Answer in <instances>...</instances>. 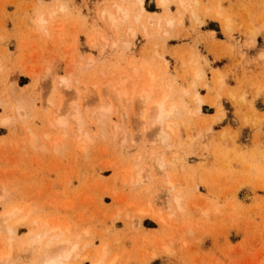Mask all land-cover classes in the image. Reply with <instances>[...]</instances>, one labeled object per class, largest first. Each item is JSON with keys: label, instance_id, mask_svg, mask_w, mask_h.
<instances>
[{"label": "rangeland", "instance_id": "1", "mask_svg": "<svg viewBox=\"0 0 264 264\" xmlns=\"http://www.w3.org/2000/svg\"><path fill=\"white\" fill-rule=\"evenodd\" d=\"M118 4L137 11L133 0H0V253L39 264L18 246L40 221L84 244L70 264L103 249L105 264H264V0H170L168 11L144 0L162 24L149 30L110 23ZM150 76L178 112L163 142L136 95ZM12 206L26 211L4 223ZM28 210L37 222L19 224Z\"/></svg>", "mask_w": 264, "mask_h": 264}, {"label": "bare ground", "instance_id": "2", "mask_svg": "<svg viewBox=\"0 0 264 264\" xmlns=\"http://www.w3.org/2000/svg\"><path fill=\"white\" fill-rule=\"evenodd\" d=\"M120 1H123V2H125L126 0H120ZM134 1V5H136V7H137V11L136 12H134L133 11V9H129V8H126L123 4H118V5H116V12H115V14H109V18H110V23L112 22V24L113 25H119V24H121V23H127L128 21H134L135 22V24H138L139 26H142V27H144L143 28V30L145 29V27L147 28V25H151L152 26V24H156V26L158 25V27H161L162 26V24H161V21H156L155 19H154V14H152V13H147L146 12V10H145V8H144V0H133ZM158 2H159V4H160V6L161 7H163L164 8V10L165 11H168V5H169V3H170V0H158ZM181 3H182V1H181ZM113 5V4H112ZM129 6V5H128ZM133 5L131 4V6L130 7H132ZM114 7V6H113ZM113 10V9H112ZM164 12V11H163ZM164 14V13H163ZM168 14V13H167ZM166 14V15H167ZM106 16L108 15V14H105ZM103 16V15H102ZM156 16V15H155ZM164 16V15H163ZM218 16H221V15H218ZM157 17V16H156ZM162 17V16H161ZM106 19H108L107 17H105ZM228 18H226V20H225V23H230L228 20H227ZM41 20V19H40ZM161 20H163V19H161ZM230 20V19H229ZM108 21V20H107ZM41 22V21H40ZM109 22V21H108ZM166 23H167V25H172V23H173V19L172 18H170V17H168V19L166 20ZM111 25V24H110ZM112 26V25H111ZM155 26V27H156ZM157 27V28H158ZM114 28H116V26L114 27ZM141 28V27H140ZM152 28H153V26H152ZM147 30H149L148 28H147ZM151 30V29H150ZM159 30H161V29H159ZM129 32H132V31H130L129 30ZM146 33V32H145ZM149 33V32H148ZM95 41V40H94ZM93 41V42H94ZM97 41V40H96ZM97 43V42H96ZM114 46H116L115 44H113ZM94 46V44H92V47ZM88 57V60L86 61V62H88V64L89 63H91L90 62V60L89 59H91V58H89V56H87ZM86 57V58H87ZM92 61H93V59H92ZM85 63V62H84ZM88 64H86V65H88ZM92 64V63H91ZM133 70V68L132 69H130V72ZM138 70V69H137ZM139 71V70H138ZM138 71H136L137 73H134V74H137L138 76H139V74H138ZM134 72H135V70H134ZM129 73V72H128ZM127 73V74H128ZM132 73V72H131ZM71 74V73H70ZM127 74H126V76H127ZM152 74V73H151ZM131 75H133V74H131ZM134 76V75H133ZM136 76V75H135ZM135 76H134V78H135ZM138 76L136 77L137 78V80L139 81V79H138ZM145 76H146V74H145ZM125 77V76H124ZM130 77V76H129ZM140 77V76H139ZM148 77V76H147ZM146 77V78H147ZM122 78V77H121ZM120 78V79H121ZM127 78H128V76H127ZM126 78V79H127ZM130 78H132V77H130ZM134 78H132V81L134 80ZM145 78V79H146ZM129 79V78H128ZM63 80H65L64 78L63 79H61V81H60V83L61 82H63ZM76 80V79H75ZM124 80H125V78H124ZM146 80H148L147 82L148 83H145L144 81H142V80H140L142 83H143V85H141V87L143 86V88H140V90L138 91H136L137 92V97L139 98H141V101H143L142 102V104H145L144 105V107L146 108H151V109H149L150 111H151V113H149V110H147L148 112H147V114H145L146 113V111H144L143 112V114L142 113H140L142 116H141V118L142 119H144V121H143V124H144V122L146 123V121H150V120H145V119H147V118H149L150 116V119H151V121L150 122H148L149 124H150V126L152 127V128H156V129H154V131H158L157 133H156V135L158 136V137H160L161 139H162V142L163 141H166L167 140V138L169 137V131H171V126H173V124L172 125H170V119L174 116V115H176V113H178L177 112V110H176V105L175 104H168V99H169V97H168V95H163V96H161L160 98H158V97H156V94H155V91L159 88L158 86V88H155V84H153L154 85V87H153V85H152V83H154L153 82V77L152 76H150L149 77V79L147 78ZM66 81V80H65ZM65 81H64V85H66L67 86V83L69 84V81L65 84ZM129 81H130V79H129ZM136 81V80H135ZM134 81V82H135ZM137 81V83H139ZM76 82V81H75ZM122 82L125 84V82H127L128 83V81L127 80H125V82L122 80ZM122 82L120 83V81H118V83L120 84V85H122ZM134 82H132L131 84L132 85H129V86H134V84H136V83H134ZM126 83V84H127ZM141 83V84H142ZM77 84V83H76ZM117 84V83H116ZM116 84H115V86H116ZM146 84V85H145ZM78 85V84H77ZM136 85H139V84H136ZM61 86V85H60ZM69 86V85H68ZM70 86H71V83H70ZM74 86V85H73ZM76 86V85H75ZM110 86V85H109ZM108 86V87H109ZM126 86V85H125ZM124 85L123 86H120V88H119V90L120 91H118V92H116V94H115V100L116 101H114L115 102V105L117 106V104L119 105L120 103L122 104V102L123 101H125V98H126V96L127 95H129V93H127L126 92V87H125ZM105 87H107V86H105ZM118 87V86H117ZM135 87H137V86H135ZM135 87H133V88H130L129 87V89L128 90H130L129 92H131V90L133 89V90H135L134 88ZM59 88V87H58ZM80 88V87H79ZM82 88V87H81ZM128 88V87H127ZM61 89V88H60ZM95 89V88H94ZM73 90H75V88L73 89ZM82 90V89H81ZM85 90V89H84ZM83 90V91H84ZM92 91H94L93 90V88L91 89ZM112 90H114V89H112ZM15 92V91H14ZM90 92V91H89ZM109 92V91H108ZM113 94L115 93V92H113V91H111ZM132 93H134L135 94V91L134 92H132ZM132 93H130L131 94V96L133 95V97H136V96H134V94H132ZM88 94V93H87ZM73 96H75V95H73ZM83 96V95H82ZM85 96V95H84ZM131 98V97H130ZM132 99V98H131ZM194 99H195V96H194ZM196 99H198V98H196ZM195 99V101H198V100H196ZM110 100H112V99H110ZM128 100V98L126 99V101ZM71 101V100H70ZM125 101V102H126ZM132 101V100H131ZM50 103H51V101H49ZM104 102V101H103ZM113 102V103H114ZM116 102H119V103H117L116 104ZM124 102V103H125ZM199 102V101H198ZM73 102H71V104H72ZM123 103V104H124ZM127 103H129V102H127ZM126 103V104H127ZM170 103V102H169ZM52 104V103H51ZM50 104V105H51ZM98 104H100L99 102H98ZM106 104V103H105ZM105 104H100V105H97V107L99 106L100 107V109L102 110V111H104L105 113H107V115L111 112V111H113V110H111L112 108V106L111 105H109V106H107V104L105 105ZM120 104V106H124L123 104L121 105ZM48 104H46V106H47ZM74 105V104H73ZM105 105V106H104ZM49 106V105H48ZM120 106H117V107H119V108H121ZM114 107V106H113ZM116 107V108H117ZM69 108V107H68ZM67 108V109H68ZM75 108V110H76V108H78V107H74ZM73 108V109H74ZM115 108V107H114ZM115 108V109H116ZM118 108V109H119ZM57 109H59V108H56V110ZM144 109V108H143ZM61 110V109H60ZM80 109L78 108V111H79ZM69 111V110H68ZM74 112V111H69L68 113H69V119H72L73 118V115H74V121H78V123L80 124V120L83 118H81L80 117V113L79 112ZM117 111V110H116ZM71 112V113H70ZM104 112H102V115L103 114H105ZM114 112V111H113ZM142 112V111H141ZM219 112H220V110H219ZM56 114L55 115H57L58 114V112H55ZM75 113V114H74ZM112 113V112H111ZM222 113V112H221ZM220 113V114H221ZM73 114V115H72ZM150 114H152V115H150ZM53 115V114H52ZM72 115V116H71ZM106 115V114H105ZM104 115V116H105ZM147 115V116H146ZM21 116H22V114H21ZM58 116H61V114H58ZM100 116V115H99ZM103 116V117H104ZM149 116V117H148ZM221 116V115H220ZM24 117V116H23ZM54 117V116H53ZM71 117V118H70ZM66 118H68V117H66ZM81 118V119H80ZM5 119H7V117L6 118H4V120H3V122H5ZM55 119H57V118H55ZM59 119H61V118H59ZM216 119V118H215ZM2 120H1V124H3L2 123ZM8 120H9V118H8ZM68 120V119H67ZM54 121V120H53ZM52 121V122H53ZM76 121V122H77ZM83 120H81V122H82ZM100 121H102V119H100ZM11 122V120H9V123ZM57 123V122H56ZM58 125H60V126H65V125H67L66 123H67V121H66V119H62V120H60V121H58ZM55 124V123H54ZM10 125V124H9ZM153 125V126H152ZM154 125H155V127H154ZM156 137V136H155ZM158 139V138H157ZM34 140H36L35 139V137H34V139H33V142H35ZM156 140V139H155ZM156 160V159H155ZM156 164H157V166H158V168L160 169V170H163L165 167H166V165H165V163H164V161L163 160H161V158L160 159H157L156 161ZM139 163V162H138ZM155 164V165H156ZM136 166H138V165H136ZM141 167V166H140ZM140 167H138V168H140ZM137 168V167H136ZM137 168V169H138ZM140 173H137V171L135 172V173H137V175H136V180L137 181H134V182H137L138 184L140 183V182H142L143 181V175L145 174L144 172V174L142 173V171H143V169H142V171H140V170H138ZM147 171V170H146ZM150 172V171H149ZM146 173H148V171L146 172ZM160 175L162 176V172L160 171ZM131 174V173H130ZM133 175V174H132ZM146 175V174H145ZM167 176V174L165 173L164 174V176L163 177H166ZM133 178V177H132ZM167 178V180H168V177H166ZM134 180H135V177L133 178ZM166 180V181H167ZM144 181H145V179H144ZM147 181V180H146ZM170 181H168V183H169ZM137 184V185H138ZM170 185H171V187H174V184H172V183H170ZM169 185V186H170ZM4 190V189H3ZM5 191V190H4ZM172 191V190H171ZM167 192V193H166ZM166 192H164V194H165V197H167L168 196V191H166ZM172 194V193H171ZM174 195H171V199L169 200V201H167L168 203L167 204H169V206H172L174 203V205H177L178 206V204H179V195H178V193L176 194V193H173ZM178 195V196H176V195ZM1 196V195H0ZM247 197V196H246ZM2 199H3V197H2ZM4 200V199H3ZM6 200H7V198H6ZM2 201V200H1ZM173 203V204H172ZM149 204V203H148ZM146 206H147V203H146ZM151 206H152V204H151ZM168 206V207H169ZM13 207L14 206H12V207H10L9 209V211H12L13 210ZM150 207V206H149ZM179 207H182V206H179ZM153 210H154V208L153 207H151ZM174 208H176V206H174ZM21 208H18V209H15V210H13L11 213H8L6 210H4V211H6L5 213L7 214V215H3V216H1V217H6V219H4V223L8 220V219H10V218H12V217H14V216H22V214H20L21 213V210H20ZM170 209V208H169ZM177 209V208H176ZM180 210H181V208H179ZM143 210H145V207H143ZM178 210V209H177ZM22 211H26V210H22ZM29 212H25L26 214H25V216H24V218H22V217H19V219H20V221H19V224L20 223H24L25 221H27L28 219H29V221H30V224H35L37 221L34 219V223H31V222H33V221H31V220H33V219H31L30 220V218L28 217L29 215H31L32 216V214H31V212H32V210L30 211V210H28ZM155 211V210H154ZM4 213V214H5ZM162 213V212H161ZM141 215H143V217L144 216H148V217H150L152 220H159L158 222H160V220L162 219V221H164L163 220V218L164 217H162V215L163 214H160V212L159 213H152V212H145V213H140ZM14 219V218H13ZM12 220V219H11ZM38 220V219H37ZM3 222V221H2ZM40 222V221H39ZM39 222H37L36 224L37 225H39L38 227H41L42 225H43V227H41L40 228V230H39V228L37 227V229H38V231H34V233H33V235H32V233H29L28 234V236L26 237V238H24L23 239V241H22V239H20L23 243H24V241H25V243H27V244H25L24 243V245L26 246V245H28L26 248L24 247H22V242L21 243H19V240H18V243L20 244L19 246H18V244H17V246H18V248H19V250L20 251H24L23 249H25V250H29V251H35V252H38V250L41 252V254H39V256H41L40 257V260H39V264H70V261L71 260H74L75 258H77L79 255H81L82 256V253H80L79 254V252H83V251H81V249L82 250H84L85 249V247H82V246H84V244L81 246V247H79V243H77V242H74L73 240L71 241L70 239H67L66 238V232L68 231V230H63V229H59V228H61V226L59 225V224H57V225H55V228H47L48 227V225L46 226V224H48V223H45V222H43V223H45V224H42V222H40V224H38ZM17 223H18V220H17ZM162 223H164L165 224V222H162ZM25 224V223H24ZM6 225V224H5ZM59 225V226H58ZM68 225V224H67ZM3 226V228H4V224L2 225ZM51 226V225H50ZM58 226V227H57ZM66 226V225H65ZM64 226V227H65ZM32 227V226H31ZM52 227V226H51ZM67 227V226H66ZM2 228V227H1ZM6 229H7V227H6ZM6 229H5V231H6ZM31 229V228H30ZM33 229V228H32ZM42 229V230H41ZM64 229H69V227H67V228H64ZM9 230H11V232H12V234L13 233H15V231H12V228H8V232H9ZM63 230V232H61ZM66 231V232H65ZM8 232H7V234H8ZM30 232H32V231H30ZM65 232V233H64ZM6 233V232H5ZM69 233V232H68ZM9 234H11V233H9ZM11 234V235H12ZM29 235H31V237L29 236ZM69 236V235H68ZM12 237H13V235H12ZM15 237V236H14ZM28 237H30V238H28ZM73 236L71 235V238H72ZM9 238V237H8ZM77 238V240H79L78 238H80V237H76ZM11 239H15V238H11ZM26 239V240H25ZM17 240V239H16ZM74 240H76L75 238H74ZM5 241H6V239H5ZM8 242V241H7ZM9 242L10 243H8V252H10V250L12 251V253H14L13 252V250L12 249H9L10 247H12V245H10L9 246V244H11L12 243V241L11 240H9ZM13 244V243H12ZM14 245H15V243H14ZM13 245V246H14ZM81 245V244H80ZM7 246V245H6ZM87 246V245H86ZM15 247L16 246H14V249H15ZM22 247V248H21ZM89 247V246H88ZM22 250H21V249ZM79 248H81V249H79ZM84 248V249H83ZM87 248V247H86ZM80 250V251H79ZM79 251V252H78ZM86 251V250H85ZM28 252V251H27ZM78 252V253H77ZM89 252V251H88ZM5 253V252H4ZM31 253V252H30ZM106 253H107V250H106V252H105V250L103 249V250H101L100 251V254L97 256V259L92 263V264H105L106 263ZM1 254V253H0ZM3 254V253H2ZM0 255L1 256V258H0V264H10V260H11V258L13 257H11V252L10 253H5V254H3V255ZM27 254V253H26ZM77 254H79V255H77ZM88 254V253H87ZM35 255V254H34ZM38 255V254H37ZM96 255V254H95ZM23 256V255H22ZM89 255H87V257H88ZM94 256V255H93ZM34 257V256H33ZM24 258V257H23ZM26 258H27V256H26ZM82 258V260L85 258H83V257H80V258H78V259H81ZM37 259H39V257L37 258ZM77 260V259H76ZM91 260V259H90ZM36 264H38V263H36Z\"/></svg>", "mask_w": 264, "mask_h": 264}]
</instances>
